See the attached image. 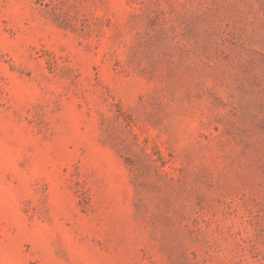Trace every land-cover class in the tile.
Listing matches in <instances>:
<instances>
[{
  "label": "rangeland",
  "instance_id": "obj_1",
  "mask_svg": "<svg viewBox=\"0 0 264 264\" xmlns=\"http://www.w3.org/2000/svg\"><path fill=\"white\" fill-rule=\"evenodd\" d=\"M0 264H264V0H0Z\"/></svg>",
  "mask_w": 264,
  "mask_h": 264
}]
</instances>
